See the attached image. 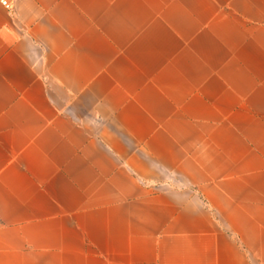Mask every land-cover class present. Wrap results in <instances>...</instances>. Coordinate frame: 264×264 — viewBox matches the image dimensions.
Instances as JSON below:
<instances>
[{
    "label": "crops",
    "instance_id": "obj_1",
    "mask_svg": "<svg viewBox=\"0 0 264 264\" xmlns=\"http://www.w3.org/2000/svg\"><path fill=\"white\" fill-rule=\"evenodd\" d=\"M0 264H264V0H0Z\"/></svg>",
    "mask_w": 264,
    "mask_h": 264
},
{
    "label": "built area",
    "instance_id": "obj_2",
    "mask_svg": "<svg viewBox=\"0 0 264 264\" xmlns=\"http://www.w3.org/2000/svg\"><path fill=\"white\" fill-rule=\"evenodd\" d=\"M3 4H4V5H7V2L4 1Z\"/></svg>",
    "mask_w": 264,
    "mask_h": 264
}]
</instances>
